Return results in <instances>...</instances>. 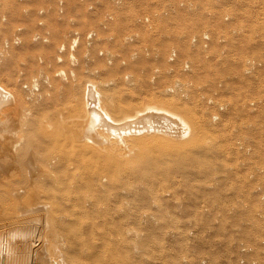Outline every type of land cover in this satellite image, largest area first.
Instances as JSON below:
<instances>
[{
  "label": "rangeland",
  "instance_id": "obj_1",
  "mask_svg": "<svg viewBox=\"0 0 264 264\" xmlns=\"http://www.w3.org/2000/svg\"><path fill=\"white\" fill-rule=\"evenodd\" d=\"M89 4H93L92 8ZM60 7L65 14L59 13ZM49 14L67 25V31L59 38H53ZM4 16V28L0 31V68H3L0 83L11 90L4 73L14 75L18 91L27 103L7 110L16 121H26V115L29 119L35 118L38 113L37 102H29L26 97V84L39 73L42 76L53 74L57 68L66 71L74 68L85 73L81 78L83 88L93 84L105 94L107 108L113 116L145 110L147 101L160 103L157 99L163 100V95L157 93L168 85L184 97L188 92H207L217 103L205 108L183 104L194 108L187 107L190 116L181 113L172 103L167 105L191 127L198 116L219 115L229 104L235 112L234 122L259 120L264 125V0H233L228 6L216 0H0V18ZM107 18H113L109 28L100 29L108 24L109 20L105 23ZM89 30L95 31L90 42L85 38ZM204 30L211 40L204 39ZM76 31L80 37L75 42L76 47L71 49L68 40ZM37 34L40 39L36 38ZM45 34L49 36L48 41L41 40L46 38ZM215 35H219V41ZM62 41L68 42L66 49L73 54L64 49L58 52ZM48 43L52 44L50 55L45 52ZM59 53L62 60L58 59ZM249 59L261 66L248 62ZM113 64L118 69L107 71L105 66ZM250 65L255 74L245 75L243 72ZM138 96L143 97L144 102ZM54 106L61 120L71 119L67 105ZM52 112L48 110V115L39 119L55 120L50 117ZM234 122L231 127L236 130H230L233 145L238 130ZM261 127L264 130V126ZM224 132L217 125L212 132L197 131L195 139L199 143L209 139L221 141ZM219 136L221 139L217 138ZM152 138L159 143V136ZM187 140L192 143V138ZM257 144L258 150L254 147L253 155L248 157L238 156L230 146L229 149L224 147L226 152L221 150L223 155L231 157V166L243 163L245 158L241 173H224L218 167L214 169L216 172L212 169L202 176L197 174V178L190 181L197 185L191 187H177L175 182L159 185L166 190L164 199L169 197L173 201L169 200L167 206L154 202L146 206L137 231L145 233L147 229H156L158 232L160 225L164 232L146 242L143 255L148 260L141 264H170L174 258L180 264H202L204 257L208 264H224L226 259L235 256L237 242L257 243L264 236V136ZM177 145L185 146L184 150L190 152L185 141ZM251 167L256 168L255 172H250ZM185 178L175 179L188 180ZM198 182L204 188L199 187ZM215 187L218 188L213 189ZM160 210L174 220L172 224L163 223L164 211L160 214ZM157 215V219L153 218ZM174 225L184 244L177 247V251L171 247ZM259 256L260 264H264V255L259 253Z\"/></svg>",
  "mask_w": 264,
  "mask_h": 264
},
{
  "label": "bare ground",
  "instance_id": "obj_2",
  "mask_svg": "<svg viewBox=\"0 0 264 264\" xmlns=\"http://www.w3.org/2000/svg\"><path fill=\"white\" fill-rule=\"evenodd\" d=\"M216 1L226 2L227 6L233 2ZM58 11L65 14L62 7ZM5 18H0V31ZM112 19L107 18L108 24L100 29L109 28ZM48 21L53 38L67 31V25L54 15L49 14ZM76 32L68 40L69 47L80 37ZM94 35L95 31L89 30L85 38L90 42ZM35 36L41 38L38 34ZM202 36L211 40L206 30ZM218 36L214 37L219 41ZM44 37L42 41L49 40L48 35ZM68 42L60 43L58 52L71 51L66 49ZM51 45L45 46L49 55ZM59 54L58 59L62 60ZM105 68L109 72L118 69L114 64ZM252 70L250 65L243 73L250 76L255 74ZM4 74L11 90L0 83V264H141L148 260L143 255L146 242L164 232L160 225L158 232L156 229L137 231L146 206L154 203L167 206L173 201L169 197L164 199L166 190L159 185L175 182L177 187H191L196 181L194 185L190 181L197 174L202 176L218 167L224 173H241L245 158L243 163L240 158V164L231 166V157L223 155L221 150L230 146L238 156L248 157L254 147L258 150L257 143L264 136L261 127L264 125L259 120L254 123H237V120V139L231 144L235 112L230 104L219 115L198 116L192 127L189 126L167 105L172 103L181 113L190 116L187 107L192 106L183 104L205 108L217 103L207 92H184L187 95L184 97L168 85L157 93L163 95V100L157 99L160 103L147 101L145 110L113 116L107 108L105 94L93 84L83 88L81 78L85 73L74 68L69 71L57 68L53 74L42 76L39 73L26 84V97L29 102L36 101L39 108L35 118L29 119L26 115V121L19 122L7 110L27 103L18 91L14 75ZM137 98L144 100L141 96ZM55 104L67 105L71 119L61 120ZM48 110L53 111L50 117L55 120H40L39 117L48 115ZM217 125L225 130L222 139L217 137L221 141L209 139L199 143L195 139L197 131L212 132ZM154 135L160 137L159 143L154 142ZM188 138H192L191 144ZM181 141L188 144L190 152L184 150L185 146L177 145ZM253 168L249 171L255 172ZM178 176L188 180L175 179ZM161 219L164 224L174 221L165 216V211ZM174 226L171 247L177 251L184 244L179 239L178 227ZM259 253L264 255V236L257 243L237 242L235 256L226 259L224 264H260ZM201 263L208 264V259L204 257ZM170 264L180 263L174 258Z\"/></svg>",
  "mask_w": 264,
  "mask_h": 264
},
{
  "label": "built area",
  "instance_id": "obj_3",
  "mask_svg": "<svg viewBox=\"0 0 264 264\" xmlns=\"http://www.w3.org/2000/svg\"><path fill=\"white\" fill-rule=\"evenodd\" d=\"M76 42V41H75ZM75 42H74V45H75ZM74 45H71V48H73L74 47Z\"/></svg>",
  "mask_w": 264,
  "mask_h": 264
}]
</instances>
